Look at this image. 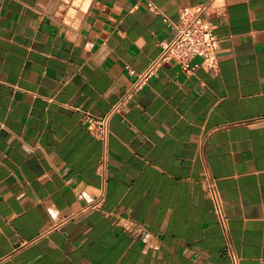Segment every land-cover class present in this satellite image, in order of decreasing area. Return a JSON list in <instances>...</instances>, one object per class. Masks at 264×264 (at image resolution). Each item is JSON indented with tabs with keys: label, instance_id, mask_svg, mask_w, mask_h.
Returning <instances> with one entry per match:
<instances>
[{
	"label": "crops",
	"instance_id": "1",
	"mask_svg": "<svg viewBox=\"0 0 264 264\" xmlns=\"http://www.w3.org/2000/svg\"><path fill=\"white\" fill-rule=\"evenodd\" d=\"M202 3L217 69L162 64L91 136ZM0 264H264V0H0Z\"/></svg>",
	"mask_w": 264,
	"mask_h": 264
},
{
	"label": "built area",
	"instance_id": "2",
	"mask_svg": "<svg viewBox=\"0 0 264 264\" xmlns=\"http://www.w3.org/2000/svg\"><path fill=\"white\" fill-rule=\"evenodd\" d=\"M212 4L202 3L182 7L178 12V20L173 24L176 31L171 40L158 43L159 52L142 72H135L127 67L129 74L134 76L131 87L105 114H85L82 123L88 133L105 142L109 133V119L113 114L120 113L134 94L143 90L150 78L164 63H176L180 70L191 73L199 67L216 70L218 67V38L214 34L211 22ZM197 60H200L199 62ZM104 161L100 163L102 166ZM206 189L214 202L215 210L221 225L224 217L221 212L220 198L215 183L206 179Z\"/></svg>",
	"mask_w": 264,
	"mask_h": 264
}]
</instances>
